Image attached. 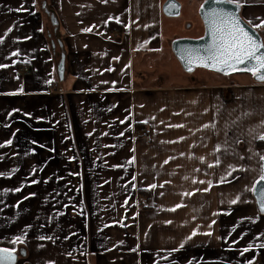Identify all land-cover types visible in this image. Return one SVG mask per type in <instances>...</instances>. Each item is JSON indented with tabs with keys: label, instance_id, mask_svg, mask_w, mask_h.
<instances>
[{
	"label": "crops",
	"instance_id": "obj_1",
	"mask_svg": "<svg viewBox=\"0 0 264 264\" xmlns=\"http://www.w3.org/2000/svg\"><path fill=\"white\" fill-rule=\"evenodd\" d=\"M165 1L0 0V247L16 264H264V83L159 70L183 29ZM241 14L260 24L264 0Z\"/></svg>",
	"mask_w": 264,
	"mask_h": 264
},
{
	"label": "snow or ice",
	"instance_id": "obj_2",
	"mask_svg": "<svg viewBox=\"0 0 264 264\" xmlns=\"http://www.w3.org/2000/svg\"><path fill=\"white\" fill-rule=\"evenodd\" d=\"M215 3L221 4H234L237 8L241 6V0H215ZM169 8L174 7L173 4L168 6ZM204 22L207 29V34L210 37V43L201 49L194 48H184L180 50V58L187 65H189L188 70H192V65H199L205 68L214 69L224 73H231L240 70L239 65H247L244 71L250 72L255 79L259 82L264 83V39L259 37L257 34L249 31L242 23L241 19L236 13L232 11L225 10L223 8L212 7L204 13ZM249 24L252 22L249 21ZM253 28L264 27V21L260 24L252 25ZM11 29H9L10 31ZM42 30V29H41ZM85 32L91 31V28H85ZM203 39V37H201ZM3 38L0 37V43H2ZM18 52L13 53L17 55ZM7 67V65L0 64V68ZM19 91H23L21 88ZM13 111H18L14 109ZM25 115H30L25 113ZM147 121H145L146 123ZM175 127H182V125H175ZM207 127V125L205 126ZM183 139V138H181ZM253 139H259L264 141V134H259L258 136H253ZM12 141H5V144H11ZM35 143V142H34ZM2 146V145H0ZM243 158V157H242ZM135 158L133 157V160ZM260 161L264 162V155L260 156ZM217 163L219 161L217 160ZM35 171V170H34ZM5 175L0 173V176ZM135 177H133V180ZM223 182V181H222ZM264 164L261 166L260 175L258 180L253 183L252 191L257 197V203L259 204V212L264 213ZM32 183H37V181H32ZM203 183V181H201ZM210 183V182H209ZM149 187H156V185H150ZM20 188L12 189L11 191H20ZM209 189H204L208 191ZM9 190H5L7 192ZM30 195H35L31 193ZM27 199V197H25ZM239 197L231 200L229 203L236 204ZM183 205H176L177 208ZM175 210V209H172ZM258 218V217H257ZM247 219L252 220V217ZM215 223V221H213ZM235 229H233L234 231ZM197 233L193 231L192 236ZM204 235H211V232L204 233ZM43 239H51L50 237H40ZM187 239H191V236ZM11 244L15 245L24 242V236L19 235L11 238ZM184 244L181 243L180 248H183ZM253 247L249 244L242 250L248 252ZM260 248H264V244L258 245ZM178 249H172V251H177ZM16 252L15 247H0V264H16ZM188 264H192L189 261ZM248 264H253L251 260Z\"/></svg>",
	"mask_w": 264,
	"mask_h": 264
},
{
	"label": "water",
	"instance_id": "obj_3",
	"mask_svg": "<svg viewBox=\"0 0 264 264\" xmlns=\"http://www.w3.org/2000/svg\"><path fill=\"white\" fill-rule=\"evenodd\" d=\"M170 4H173L174 7L169 8L168 6ZM212 7H217V8H223L225 10L228 11H232L234 13H236V15H238L241 19V23L251 32L257 34L259 37H261L262 39H264L263 35L261 34V32L257 29V28H253L251 24H249L243 17L241 14V6L239 8L236 7V5L234 4H226V3H221V4H217L215 3V0H203L199 9H198V13L199 16L203 22V26H204V31L203 34L197 37H191V36H180V37H176L171 41V50L173 52V54L175 55V57L178 59V61L180 62L182 68L187 72V73H193L197 68H204L222 75H233V74H237V73H250L247 71H244L243 69L247 67V65H239L238 68L240 70L235 71V72H231V73H224L221 71H217L214 69H209V68H205L199 65H192V70L189 71V65H187L183 60H181L180 58V50L184 49V48H194V49H201L203 47H205L206 45H208L210 43V37L207 34V29H206V25L204 22V13L206 11H208L210 8ZM163 13L167 16L170 17H175V16H179L181 14L182 11V2L180 0H166L163 4L162 7ZM53 21L54 17H53ZM201 37H203V39H201ZM251 74V73H250ZM255 79V78H254ZM257 82H259L257 79H255ZM261 83V82H260ZM262 164H264V162H262ZM258 180V179H257ZM261 184H264V182H261ZM253 196L255 198V201H257V197L256 195L253 193ZM256 205L258 207L259 210V204L256 202ZM264 214V213H262ZM17 257V254H16ZM17 261V259H16Z\"/></svg>",
	"mask_w": 264,
	"mask_h": 264
},
{
	"label": "rangeland",
	"instance_id": "obj_4",
	"mask_svg": "<svg viewBox=\"0 0 264 264\" xmlns=\"http://www.w3.org/2000/svg\"><path fill=\"white\" fill-rule=\"evenodd\" d=\"M183 3H182V12H181V16L179 18V20L176 21L177 24L179 25H182L183 26V29L180 31V30H176V28L171 27L169 31H166V42H167V46L170 47L171 49V46H170V43L169 41L171 39L174 38V36L180 34V33H185L187 29H185V25L189 22L193 25V23L196 24V22L199 20L201 21V18L199 16V13H198V5L199 3L201 2V0H182ZM202 22V21H201ZM196 30V29H195ZM264 33V31H263ZM172 51V50H171ZM161 53V54H160ZM159 54H155L154 56H152L150 58L151 61H153L154 63L157 64L158 66V69L161 70L162 72H166V71H175V70H182V66H180V62L178 61V59L173 56L172 58H170L169 55H166L165 53L163 52H160ZM204 68H197L196 70L197 71H204L203 70ZM172 72H167V74H170ZM195 73V72H193ZM192 73V74H193ZM166 74V75H167ZM146 195V194H145ZM139 205L141 204L142 205H147V195L146 197H139ZM147 207V206H146Z\"/></svg>",
	"mask_w": 264,
	"mask_h": 264
},
{
	"label": "built area",
	"instance_id": "obj_5",
	"mask_svg": "<svg viewBox=\"0 0 264 264\" xmlns=\"http://www.w3.org/2000/svg\"><path fill=\"white\" fill-rule=\"evenodd\" d=\"M20 70L22 73H26L29 71V67L27 66H21ZM138 134L142 135V136H148V130L146 128H140L139 130H137Z\"/></svg>",
	"mask_w": 264,
	"mask_h": 264
},
{
	"label": "trees",
	"instance_id": "obj_6",
	"mask_svg": "<svg viewBox=\"0 0 264 264\" xmlns=\"http://www.w3.org/2000/svg\"><path fill=\"white\" fill-rule=\"evenodd\" d=\"M202 1L203 0H201V2H200V4L202 3ZM260 31V30H259ZM261 34H263V30L261 29ZM173 39H171L170 41H169V43H170V46H171V41H172ZM258 144H259V146H262L263 144H264V141H261V140H258Z\"/></svg>",
	"mask_w": 264,
	"mask_h": 264
}]
</instances>
